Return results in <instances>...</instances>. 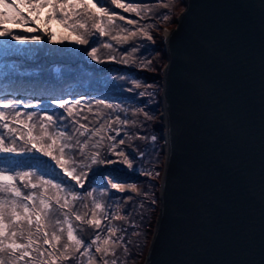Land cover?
I'll return each mask as SVG.
<instances>
[{
  "label": "water",
  "instance_id": "1",
  "mask_svg": "<svg viewBox=\"0 0 264 264\" xmlns=\"http://www.w3.org/2000/svg\"><path fill=\"white\" fill-rule=\"evenodd\" d=\"M164 33L165 160L144 264H264V0H184Z\"/></svg>",
  "mask_w": 264,
  "mask_h": 264
},
{
  "label": "snow or ice",
  "instance_id": "2",
  "mask_svg": "<svg viewBox=\"0 0 264 264\" xmlns=\"http://www.w3.org/2000/svg\"><path fill=\"white\" fill-rule=\"evenodd\" d=\"M111 4L116 9H123L128 13L134 12L137 16H141L138 11L141 5L134 3L133 0H111ZM44 8L49 11L41 19L39 13ZM24 10L27 11L28 16H34L35 19L29 20L28 16L23 14ZM161 15L163 19H169L167 14ZM53 21L65 29L68 35L58 39L55 32H50L48 26ZM118 21H124L128 25L137 23L134 19H126L125 16L113 12L108 7V0H13L11 3L9 0H0V42L12 47L23 46L26 43L39 45L42 41L40 34L29 38L21 35L20 32L42 33L48 36L46 43L63 44L67 41L77 46H88L81 50V54L83 56L86 52L87 58L96 64L114 62L128 66L132 59L131 53L139 51V45L130 51L124 49L118 58L117 55L109 54L117 52L113 43L100 41V46L108 50V53L100 54L96 41L90 40V37L96 34H99V37H110L116 45L128 43L129 38L136 37L137 32L144 38L152 40L151 35L145 31L148 25L131 31ZM5 24H11L14 28H5ZM10 56L13 55L6 56L5 59ZM132 62L134 63L135 60ZM139 63L141 67H146L151 65L152 61L150 59L146 62L140 60ZM141 86L138 79L133 80L134 88ZM139 95L144 96L147 93L141 92ZM95 102L105 105L106 108H113V105L105 104L102 98L96 99ZM19 104L20 101L14 98L8 99L0 96V160L9 164L13 162L14 157L29 156L38 159L39 157L36 156L38 153L54 162L56 168H59L64 176L75 183L69 185L63 177L46 179V173L39 170L15 172L13 168L0 167V264H57L59 260H76V264H85V260L87 264H101V262L102 264H117L116 259L109 262L107 257L109 255L115 257L116 246L124 241L123 236L116 235L122 230L111 224V220L121 217L109 212L107 206L95 200L93 193L88 191V197H93V206L91 218L85 219L79 212L74 211L75 202L83 199V195L74 189L77 186L83 187L88 182L95 166L120 163L127 169L135 171L130 155L119 148V145L125 143L124 139L115 140V136H121L119 127L113 128V124L126 125L128 121L121 120L118 116L115 120L108 119L107 127L101 124L99 128L91 131L87 140L81 142L76 137V133L79 132V136L83 137L89 129L78 122L76 116L79 113L74 114L73 109L78 107L82 110L87 107L91 110L90 104L83 105L80 99L74 97L69 101L63 96H53L45 102L42 108L45 114L43 120L46 123L33 122V117H36L38 113L36 111L22 113L17 107ZM52 104L63 111L56 114L55 110L50 107ZM50 112L52 114H49ZM22 116L27 117L28 123L20 119ZM144 116L146 119H152L147 112ZM81 118L87 119V117ZM65 119H68L71 125L79 123V127L70 132L68 125L61 126ZM13 123H18L28 129L26 141L19 129L10 126ZM37 123L41 129L40 134L33 133V128L37 126ZM80 129L85 131H79ZM112 131L115 132V136L110 134ZM100 133L103 135H100L98 140L90 144L89 150L85 151L92 137ZM105 137L108 143L107 150L103 151ZM155 140L156 137L153 136L152 141L155 142ZM18 141L20 144L17 143ZM21 144L24 146L21 147ZM77 154L83 159L77 160ZM110 156H115L117 159L112 160L108 158ZM139 158H144L143 153ZM47 162L45 160L44 164ZM144 174L155 177L160 175L159 172ZM16 177H19L23 187L28 189L27 192L17 185ZM108 185L118 192H123L125 188L124 184L116 182L114 178L108 179L104 187ZM127 187L135 190V185H127ZM50 189H55V193ZM45 193H48L47 196ZM106 194V192L102 193V195ZM83 206L87 207V205ZM123 215L126 216L127 213ZM72 216L82 225L86 224L93 228L95 235L90 242L76 234L78 230L83 231L84 229L73 226ZM104 220H108L106 226L103 223ZM44 245L47 248L43 247ZM93 247L94 252L100 254L99 261L95 260Z\"/></svg>",
  "mask_w": 264,
  "mask_h": 264
},
{
  "label": "trees",
  "instance_id": "3",
  "mask_svg": "<svg viewBox=\"0 0 264 264\" xmlns=\"http://www.w3.org/2000/svg\"><path fill=\"white\" fill-rule=\"evenodd\" d=\"M9 2L11 3L13 0H9ZM133 2L141 5L138 9L141 16H137L134 12L128 13L124 12L123 9H116L111 4V0H108V7L113 12L125 16L126 19L137 21L134 25L118 21L119 24L131 31L148 25L145 31L151 35L152 40L144 38L138 32L136 37H130L128 43L124 45H116L115 41L110 40V37H99V34L90 37L91 41H96V47L100 54L108 53V50L100 46V41L113 43L117 52L109 54L117 55L118 58L124 49L130 51L139 45V51L131 53L132 59H130L128 66L114 62L96 64L87 58L86 52L83 56L81 54V50L88 46H77L67 41L63 44L46 43L48 36H44L42 33L20 32L21 35L29 38L32 35L40 34L42 41L39 45L26 43L23 46L12 47L0 42V96L20 101L17 107L22 113L36 111L38 115L33 117V122L46 123L43 120L45 114L42 108L45 102L53 96H63L69 101L74 97L80 99L81 104L92 106L91 110L87 107L82 110L78 107L73 109L74 114L79 113L76 116L78 122L86 125L89 129L83 137L79 136V132L76 133V137L81 142L87 140L91 131L99 128L101 124L107 127L106 121L108 119L115 120L118 116L121 120L128 121L126 125L113 124V128L119 127L121 136H115L114 131L110 134L115 136L116 141L121 138L124 139L125 143L119 145V148L130 155L135 171L127 169L120 163L95 166L88 182L83 187L77 186L74 189L83 195V199H78L75 202L74 211L79 212L85 219L91 218L93 197L105 204L109 212L121 217L111 220V224L122 230L118 231L116 235L123 236L124 241L116 246L115 257L111 255L107 257L109 262L116 259L117 264L145 263L158 218L159 190L165 160L160 81V76H162L167 62L164 33L175 28L176 20L185 7L184 0H133ZM48 11L47 8L42 9L39 13L40 18L43 19ZM23 14L28 16L26 10ZM161 14H167L169 19H163ZM28 19L33 20L35 17L28 16ZM4 27L14 28L11 24H5ZM48 27L50 32L57 34L58 39L68 35L67 31L54 21L50 22ZM12 43L15 44V42ZM9 55L13 56L5 59ZM148 59L152 61L151 65L141 67L140 60L146 62ZM132 60L135 62L133 63ZM134 79H138L142 86L134 88ZM141 92L147 93V95H139ZM100 98L104 99L105 104L113 105V108L109 109L105 105L96 104V99ZM25 105L28 106L25 107ZM50 107L55 110L56 114L63 111L55 104L50 105ZM145 112L150 114L152 119H146ZM81 117H87V119ZM20 119L28 123L26 116H22ZM79 123L71 125L68 119H65L61 126L68 125L71 132L74 128L79 127ZM10 126L19 129L24 134L25 141L27 140L28 130H25V127L18 123H13ZM79 131L85 130L80 129ZM40 132L41 129L37 123V126L33 128V133L40 134ZM100 135L103 133L92 137V140L89 141V147L85 151L89 150L90 144L98 140ZM153 136L156 137L155 142L152 141ZM107 143L105 137L103 151L107 150ZM23 146L21 144V147ZM141 153H143V159L139 158ZM36 156L39 158L29 156L18 157V159L12 158L13 162L9 164L0 160V167H10L15 172L39 170L46 173V179L63 177L69 185L75 183V181L64 176L63 172L56 168L54 162L47 157L40 156V154H36ZM108 158L117 159L115 156ZM76 159L82 160L83 157L77 154ZM45 160L48 161L47 164H44ZM156 172L160 174L158 177L144 174ZM113 178L116 182L125 185L123 192L111 189L110 185L104 187L107 185L108 179ZM16 183L23 191H28L20 183L19 177H16ZM127 185H135V190L127 187ZM50 191L55 193L56 190L50 189ZM88 191L93 193V197H88ZM105 192L107 194L102 195ZM47 194L45 193L46 196ZM83 205H87V207ZM53 206L55 207L54 202ZM125 212L127 213L126 216L123 215ZM60 219L62 220L63 217L61 216ZM72 223L74 227L84 229L83 231L78 230L76 234L90 242L95 235L93 228L86 224L82 225L75 220L74 216H72ZM103 223L106 226L108 220H104ZM64 239L66 241V233ZM43 247L47 248L46 245ZM93 255L95 260L99 261L100 254L94 252V247ZM57 264H76V260H59ZM85 264H87L86 260Z\"/></svg>",
  "mask_w": 264,
  "mask_h": 264
},
{
  "label": "rangeland",
  "instance_id": "4",
  "mask_svg": "<svg viewBox=\"0 0 264 264\" xmlns=\"http://www.w3.org/2000/svg\"><path fill=\"white\" fill-rule=\"evenodd\" d=\"M161 117H162V113H161ZM163 144H164V141H163Z\"/></svg>",
  "mask_w": 264,
  "mask_h": 264
}]
</instances>
